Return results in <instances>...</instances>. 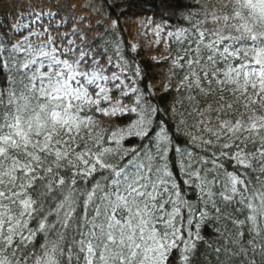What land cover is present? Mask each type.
I'll use <instances>...</instances> for the list:
<instances>
[{"label": "snow or ice", "instance_id": "1", "mask_svg": "<svg viewBox=\"0 0 264 264\" xmlns=\"http://www.w3.org/2000/svg\"><path fill=\"white\" fill-rule=\"evenodd\" d=\"M0 264H264V0H0Z\"/></svg>", "mask_w": 264, "mask_h": 264}]
</instances>
